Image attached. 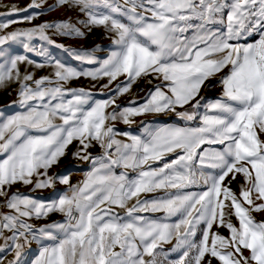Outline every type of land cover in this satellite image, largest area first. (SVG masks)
Instances as JSON below:
<instances>
[{"label": "snow or ice", "instance_id": "1", "mask_svg": "<svg viewBox=\"0 0 264 264\" xmlns=\"http://www.w3.org/2000/svg\"><path fill=\"white\" fill-rule=\"evenodd\" d=\"M42 2L12 5L5 15L24 13L22 20L0 22V88L17 82L13 104L22 108L9 116L0 113V197L10 209L0 214V264L10 252L14 257L8 264H25V249L33 241L39 251L31 264H164L161 257L169 253H179L169 264H213V259L264 264V220L253 216L264 212V0H56L48 10L79 7L86 19L78 23L112 34L114 49L102 61L91 51L71 50L81 62L99 63L89 71L67 66L33 43L38 38L65 48L51 39L49 29L84 36L70 19L4 31L34 20L40 13L29 10L41 9ZM189 31L192 35H185ZM251 37L258 38L249 42ZM13 43L44 61L13 54ZM22 64L48 65L53 71L35 79L33 72L21 73ZM221 73V95L202 105L204 98L197 99L202 87ZM82 75L107 77L104 88L126 76L127 82L116 86L118 95L128 93L141 77L160 83L143 102L132 100L107 112L116 104L114 96L94 101L90 91L65 88ZM167 113L185 122L199 118V123L153 127L151 121H141L142 135L118 133L106 123L119 119L130 125L137 116ZM74 140L80 147L73 156L92 163L77 185L70 184L68 175L48 174ZM93 142L102 149L100 155L88 151ZM173 154L174 159H167ZM157 162L160 167L153 166ZM116 168L124 171L117 174ZM129 169L135 176L129 178ZM230 174L232 180L243 176L238 194L224 184ZM57 182L68 190L50 201L10 192L17 183L33 185L35 191L55 188ZM198 184L201 191H186ZM160 191L164 194L146 196ZM52 212L64 214L65 221L39 228L29 223ZM158 212L164 215H144ZM214 225L229 235L213 232Z\"/></svg>", "mask_w": 264, "mask_h": 264}, {"label": "rangeland", "instance_id": "2", "mask_svg": "<svg viewBox=\"0 0 264 264\" xmlns=\"http://www.w3.org/2000/svg\"><path fill=\"white\" fill-rule=\"evenodd\" d=\"M32 0H0V22H6L7 20H16L21 21L22 16L25 15L24 13H21L19 15H5L11 11V6L16 5L19 8H26ZM40 2V0H38ZM56 4V0H43L42 2V8L38 10L30 9L29 13L33 11H38L40 14L36 16L34 20L31 21H22L11 24V26L4 30L6 32H10L17 28H30L35 25H39L45 22H53V21H60V20H71L72 23L76 24L77 27H80L82 31L85 32L84 36H67V35H60L56 32L55 29H49L48 35L51 37L52 40L56 41L57 44H63L65 48H58L55 45H50L47 42H42L38 38L33 41V43L36 45L37 49L43 45L44 48L48 49L49 53L55 58L59 59L62 63H64L67 66H71L74 68H77L81 71H89V70H95L99 67V63H87V62H81L80 60H77L75 58L74 53L71 51L72 49L83 52L85 50L91 51L92 54L96 57L98 61H102L103 59L107 58L110 51L114 49V45L112 44V34L105 31L102 27H92L89 31L87 27H85L84 24L78 23L79 21H83L86 19L85 13L81 12L79 10V7H70L69 5H62L59 7H54L53 10H48L49 6H54ZM258 37H251L249 39H256ZM69 49V50H65ZM13 54H26L29 56V58L33 61H36L38 63H42L44 61V58L37 55L36 52L26 53L23 47L19 43H13L10 46L9 49ZM33 72L34 78L39 79L42 76L50 75L53 71V69L45 65L43 68H36L34 65H28V64H22L20 65V71L21 73H24L25 71ZM147 77H141L135 81V83L132 84V87L128 93H125L123 95H118L115 92L116 86L118 84H121L122 82L126 83L127 78L126 76H120L116 81H113L108 88H104L103 86L108 84V78L102 77L96 80H93L91 77L87 76H80L79 78H74L70 81H68L65 84V88H83L87 91H90L93 93V100L94 101H100V100H108L111 97H115L116 99L124 96L126 97L127 101H130L133 99V96H131V93H135L139 90V88L144 84ZM31 83V82H30ZM19 87V84L17 82H12L8 86L4 87L3 89V95L4 97H9L13 99V101H16L18 99V93L17 89ZM129 95V96H128ZM213 98V96H211ZM68 98H71L70 96ZM121 102H118L116 100V104L109 107L106 111L110 112V108H116V105L125 106ZM128 104V103H127ZM1 105V103H0ZM148 117H141L139 120L134 121L132 124H127L128 127L131 128H138L140 126L143 127L141 124V121H147ZM153 120H156L157 122H165V121H172L177 122L181 124H185V121L181 120L178 116H176L174 113H169L166 116H153ZM59 122V121H58ZM110 124V121L106 122ZM116 125V124H114ZM117 126V125H116ZM115 127V126H114ZM116 128V127H115ZM262 140H264V134H261L260 137ZM79 141L74 140L72 144H70L66 150V154L61 157L60 159H65V162L60 164H55L51 168V174H61L66 173L69 171L74 170L75 164L79 162L81 159L75 158L73 156V153L78 150L79 148ZM88 151L91 154H98L100 155L102 153V149L100 148L99 144L93 142V146L88 149ZM85 163V162H84ZM229 181L231 183L229 184ZM58 183V182H57ZM55 185V188H51L52 193L59 189V186ZM244 183L243 176L240 174L236 175V179L232 180L231 174L229 177L226 178L224 184L231 187V189L236 192L237 194L240 191V185ZM202 190V185H194L190 188L186 189V191L191 192H199ZM53 199V197H52ZM162 216L164 215L161 213ZM58 219L60 218L59 212L56 213ZM253 216L258 220H264V212H254ZM63 217V216H62ZM65 217V216H64ZM63 217V219H64ZM175 217L172 218L169 222H174ZM232 222L234 224L238 225V220L235 216L231 217ZM200 228H203V225L200 226ZM213 232H219L220 234L224 236L229 235V231L226 228L220 227L218 228L216 225L213 226L212 229ZM196 241H199L200 239V230H197L196 236L193 238ZM175 243V240H173L172 244H165L164 249L168 250L171 249L173 244ZM245 255H247V252H245ZM179 253H169L166 258L161 257V260L164 261V264H169L170 261L178 259ZM213 264H219V262L215 259H213Z\"/></svg>", "mask_w": 264, "mask_h": 264}, {"label": "crops", "instance_id": "3", "mask_svg": "<svg viewBox=\"0 0 264 264\" xmlns=\"http://www.w3.org/2000/svg\"><path fill=\"white\" fill-rule=\"evenodd\" d=\"M195 23V22H194ZM185 35L187 36H191L192 32L189 31L188 33H186ZM252 39H249V42ZM224 71H227V69H225ZM221 74H218L217 76H214L212 78H210L208 81L205 82V85L202 87L201 92H200V96L197 97V99H200V97H203L204 99L201 101V104H205L207 102H210L212 100H214L215 98H218L221 93H222V86L216 85L215 81H218V77ZM149 81H151V83H149ZM160 81L156 80L155 78H153L152 76H149L148 78H146L144 84H142V86L139 88V90L135 93H131V96H133L132 100H136L138 102H143V99L148 95L149 90L153 89V86L156 84H159ZM4 88V87H3ZM3 88H0V113H3L5 116H9L14 114L17 111H21L22 108L19 104H13V99L9 98V97H4L3 95ZM127 96V95H124ZM121 96L119 98H117L116 100L118 102H121L125 105L128 106L129 101H127L126 97ZM129 96V95H128ZM213 96V98L211 97ZM128 103V104H127ZM190 105H186L185 109L190 108ZM115 109V108H113ZM112 108H110V112L113 111ZM185 109H180L178 108L177 111H182ZM204 111L203 107H201L200 112L202 113ZM169 114V113H167ZM167 114H146L144 116H137L132 118L134 121L139 120L141 117H148L147 121H151L152 122V126L153 127H162V126H174V125H179V126H184L185 124H187L188 126H196L199 123V118L196 121H191V122H185V124H181V123H177V122H172V121H165V122H157L156 120H153V116H166ZM175 114V113H174ZM176 115V114H175ZM177 116V115H176ZM110 124H116L114 125L117 130L118 133H123V132H129L133 135H142L143 133V127L140 126L138 128H131L128 127L127 124H124L121 120L117 119L116 121H110ZM117 139H121L124 140L125 142H129L128 138L123 136V135H117ZM203 147H209L208 145H205ZM212 148H219L221 147L220 145H211ZM113 153L115 152V149L113 148L111 150ZM98 154H92V156H97ZM175 156L174 154L172 156L167 157V159H174ZM65 162V159H60L59 162L57 164L63 163ZM85 162V163H84ZM154 167H160L161 164L159 162H157L156 164L153 165ZM92 169V163L91 161H84V160H80L79 162H77L75 164L74 170L66 172V173H61L59 175H68L70 177V184L71 185H77L80 184L82 181L85 180L86 178V174L91 171ZM124 171V169L122 168H116V172L117 174H119L120 172ZM49 175L51 174V168L49 169ZM128 174H129V178L135 176V172L131 169L128 170ZM81 176V180H78V177ZM35 180V177L33 178ZM57 185L59 186V189H57L56 191H54V193H52L51 188H45V189H36L35 191H32L33 185H23L21 183H17L12 185L10 192H15L17 190H19L22 193L25 194H30L33 195L34 197H36L37 199H41V200H45V201H50L53 199L58 198V196L60 194H62L63 192L68 190V185H64V184H60L57 183ZM163 191L157 192V193H148L146 194V196L148 198H151L153 196H157V195H163ZM142 198H144L142 196ZM0 199H4L2 197H0ZM134 203V201L130 202ZM10 211V209H8L5 205L3 208L0 209V214H6ZM116 211L119 212L121 215L124 214V210L123 209H119L116 208ZM56 213L58 212H52L50 213L47 217H42L39 219L36 218H32L31 220H29V223L33 224L36 228L42 227L43 225L46 224H52V223H63L65 221V217L64 214L59 212V216L61 219H58ZM144 215H151L154 218H160L162 217L161 212L158 213H144ZM64 219H63V217ZM11 233L5 231V235H10ZM4 243V241L2 239H0V245H2ZM39 251V244L36 241H33L28 247H26L25 249V256L23 257L25 264H31V261L35 258V256L38 254ZM14 257V253H8L6 256V259L4 261V264H8L9 260H12Z\"/></svg>", "mask_w": 264, "mask_h": 264}, {"label": "built area", "instance_id": "4", "mask_svg": "<svg viewBox=\"0 0 264 264\" xmlns=\"http://www.w3.org/2000/svg\"><path fill=\"white\" fill-rule=\"evenodd\" d=\"M215 84L216 85H219L218 81H215ZM78 180L80 181L81 180V176L78 177ZM5 205L4 203V199H0V209L3 208Z\"/></svg>", "mask_w": 264, "mask_h": 264}]
</instances>
